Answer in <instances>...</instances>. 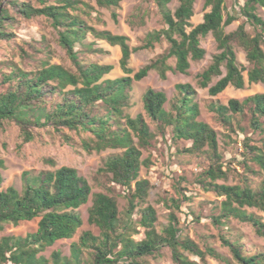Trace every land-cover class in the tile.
Wrapping results in <instances>:
<instances>
[{"label":"trees","instance_id":"trees-1","mask_svg":"<svg viewBox=\"0 0 264 264\" xmlns=\"http://www.w3.org/2000/svg\"><path fill=\"white\" fill-rule=\"evenodd\" d=\"M4 0H0V5ZM121 0H95L96 5L110 10L117 20ZM196 0H179L172 11L171 0H152L163 27L149 31L141 43L130 46L128 37L97 30L87 18L94 7L88 0H7L0 13V41H10L11 27L16 17L25 20L45 17L57 34L59 46L64 50L69 65L51 63L40 58L33 69L20 68L14 61H6L9 71L1 72V81L7 84L0 92V123L15 122L20 130L19 147L31 141L34 126L49 127L58 133L63 142L74 144L72 132L78 136L79 145L87 152L107 148L120 149L119 154L108 157L98 170L110 174L109 181L122 187L121 194L127 206L120 214L116 195L107 191L92 192L88 181L76 168L62 165L37 172H22L21 189L8 186L0 190V230L4 223L18 224L38 218L36 229L21 235L0 237V264H149L163 249H168L174 264H199L189 255L205 262L206 256L227 264L231 259L220 254L208 242L200 245L187 234L175 215L179 201L171 199L173 210L168 224L157 231L156 209L147 202L150 180L139 179L142 166L151 167L150 156L142 158V150L152 145L156 135L171 144L187 142L176 152L202 155L208 160L199 172L197 182L204 189L224 196L218 211L212 214V222L226 226L231 219L250 225L254 232L264 238V219L246 207L264 211V177L256 187L250 185L245 174L235 184L217 183L227 180L234 170L219 151L217 133L206 122L198 119L199 109L194 101L195 89L188 83H177V96L169 109L164 107L167 97L163 91L148 87L142 94L143 109L153 123L152 131L147 118L138 113L131 116L125 112L130 107V91L134 81L146 77L152 70L162 80L167 72L186 74L191 60L199 61L205 55L201 39L211 34L217 52L210 64L198 73L200 87L208 88L210 95L222 92L227 86L242 89L247 82H264V0H245L238 3V14L227 13V0H204L202 21L192 25ZM136 15V14H135ZM134 15V16H135ZM16 16V17H15ZM241 19L232 31L225 27ZM90 32L120 48L119 67L122 76L104 78L112 69L109 63H99L90 58L98 52L93 43H84ZM165 41L166 47L154 55L148 63L134 71L130 66L131 55L140 50H153ZM236 48L245 53L248 66L239 65ZM1 54V53H0ZM0 62L2 60L0 59ZM222 67L225 72L223 73ZM218 79L211 84L214 78ZM212 110L221 122L236 136H242V159L238 162L243 172L264 171V93H254L242 101L230 98L226 104L213 105ZM263 139L261 144L252 143L250 134ZM54 165L53 161H49ZM0 168L4 160L0 156ZM3 180L0 172V184ZM91 201L87 221L99 232L81 231L71 241L69 254L52 251L49 257L41 254L47 247L61 239H73L83 223L79 207ZM144 229V236L135 240L136 227ZM220 227V228H221ZM228 229V228H226ZM220 244L225 246L237 264H264V250L250 252L240 237L229 233L219 234Z\"/></svg>","mask_w":264,"mask_h":264},{"label":"rangeland","instance_id":"rangeland-1","mask_svg":"<svg viewBox=\"0 0 264 264\" xmlns=\"http://www.w3.org/2000/svg\"><path fill=\"white\" fill-rule=\"evenodd\" d=\"M7 0L3 1V6ZM245 0H227L224 17L227 13L238 14V3ZM94 8L90 11L87 18L88 23L97 30H108L113 34H123L128 37L130 46L139 45L145 34L152 30L163 27L162 20L156 10L152 0H121L120 7L117 10V20L111 17L110 10L96 5L95 0H88ZM179 4V0H171L170 9L173 11ZM3 8V7H2ZM208 8L204 7V0H196L194 4V14L190 21L192 25L202 21V17ZM258 13L264 15V9L258 8ZM136 14V15H135ZM135 15V16H134ZM16 17V16H15ZM241 19L234 20L225 27V30H234ZM13 37L10 41H0V71H9L6 61H14L20 68L25 70L33 69L38 64L40 58H48L51 63H62L69 65L68 57L64 50L59 46L56 31L51 20L45 17H37L31 20H25L16 17V23L11 27ZM84 43H93L92 48L98 49V52L90 53V58L99 63H109L113 69L104 76V78H116L123 75L119 67V58L121 56L120 48L117 45H110L105 40L93 36L90 32L86 34ZM167 43L163 41L157 44L153 50H140L131 55L130 66L137 71L141 66L148 63L149 60L159 52H162ZM201 46L205 49L204 57L199 61L191 60L190 68L186 74L167 72V78L162 80L158 72L152 70L146 77L139 81H134L130 91V107L125 108V112L131 116L138 113L146 118L142 94L148 88L163 91L166 94L167 101L164 105L169 109L171 103L177 96L176 84L188 83L196 91L194 101L198 104V119L209 124L217 133L219 151L223 154L225 160L231 162L232 170L227 180L217 179V183L235 184L241 182L243 174L249 177L250 185L256 187L261 178L264 177V171L257 166L254 169L257 172H243L242 166L238 164L243 158L242 155V136H236V133L230 131L221 122H219L216 113L212 110L213 105L226 104L230 98H236L242 101L245 97L254 93H264V82L249 84L247 82L246 69L243 71L245 77V86L242 89L227 86L222 92L216 95H210L208 88L200 87L198 84V73L205 69L211 62L213 55L217 52L216 43L211 34L201 39ZM237 61L240 66L246 68L248 61L245 53L236 48ZM223 73L225 72L222 67ZM0 72V92L4 91L7 84L1 81ZM218 77L211 82L214 83ZM147 122L152 131H155L153 123L147 118ZM34 138L22 146H18L21 140L18 125L12 121L3 120L0 123V156L4 160V168H0L3 180L0 184V190H5L8 186L21 189L22 172L32 170L37 172L43 169H54L62 165H69L77 169L78 173L84 177L92 187V192L107 191L117 197L120 214H123L127 206V201L121 194L122 187L109 181L110 174L99 172L104 161L115 154L121 152L120 149L107 148L101 151H85L78 141L76 133L72 132L74 144L63 142L61 136L49 127L34 126L31 129ZM252 143L260 145L263 141L258 135L250 134ZM179 148L188 145L187 142H180ZM176 145L170 141L156 135L152 145L147 150H142V158L150 156L153 164L147 168L142 166L138 178L150 180L153 187L149 190L147 202L156 209L157 220L155 227L161 231L168 224V217L173 210L168 206L176 199L179 201V209H175V215L182 227V233L189 235L200 245L208 242L220 254L231 259L233 264H237L232 258L229 250L220 244L219 234L221 232L229 233L231 236L240 237L250 252L264 250V238L258 236L253 228L246 224L231 219L224 228L215 225L212 222V214L218 211V205L224 196H218L215 192L206 190L197 182L199 172L208 164V160L202 155L187 154L176 152ZM49 161H53L52 165ZM91 201L79 207L83 223L78 229L73 239H61L53 245L47 247L41 252L49 257L52 251H60L62 255L69 254V248L72 240H75L78 234L83 230H90L98 234L99 229L87 221L88 207ZM249 212H254L264 219V211L257 208L246 207ZM38 218L31 221H20L18 224L4 223L0 230V237L3 235H21L36 229ZM228 228V229H226ZM137 232L132 235L135 240L144 236V229L136 227ZM189 257L199 264H227L213 257L206 256L205 262H202L197 256ZM149 264H174L168 249H163L162 254L157 258H150Z\"/></svg>","mask_w":264,"mask_h":264},{"label":"water","instance_id":"water-1","mask_svg":"<svg viewBox=\"0 0 264 264\" xmlns=\"http://www.w3.org/2000/svg\"><path fill=\"white\" fill-rule=\"evenodd\" d=\"M2 7H3V4L0 5V13H1Z\"/></svg>","mask_w":264,"mask_h":264}]
</instances>
